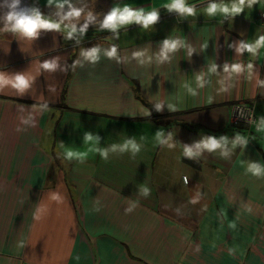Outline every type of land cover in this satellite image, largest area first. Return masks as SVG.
I'll return each instance as SVG.
<instances>
[{"label":"crops","instance_id":"obj_1","mask_svg":"<svg viewBox=\"0 0 264 264\" xmlns=\"http://www.w3.org/2000/svg\"><path fill=\"white\" fill-rule=\"evenodd\" d=\"M170 2L0 0V264H264V0ZM125 6L159 18L105 27Z\"/></svg>","mask_w":264,"mask_h":264},{"label":"clouds","instance_id":"obj_2","mask_svg":"<svg viewBox=\"0 0 264 264\" xmlns=\"http://www.w3.org/2000/svg\"><path fill=\"white\" fill-rule=\"evenodd\" d=\"M253 2V0H249V3ZM244 4V0H238V3H233L231 6L225 4H216L212 3L206 9L208 15H214L217 11L221 13H238L241 11V7ZM169 10H176L182 14L193 15L194 9L186 5L185 0H171L170 3H166L164 5ZM16 19V26L26 32L27 34H33L38 28H56L58 25L49 23L45 20H42L41 17L37 14L32 17L28 16H20V17H13L9 16V19ZM158 12L152 10L150 12H145L144 10H133L128 6L121 8H114L110 14L107 15L106 19L104 20V26L116 29L122 25H127L131 23H137L142 25L144 28H148L150 25L154 24L158 20ZM178 41H169L166 40L164 42L162 55H166L168 51L174 50L177 48ZM264 46V38H261L255 47L245 46L249 48V51H255L256 47ZM115 48L109 53V55H115ZM96 50L94 49L92 52L89 53L93 59H95ZM251 68V65H249ZM16 86L17 87H26L27 81L22 76L16 77ZM0 82H3L2 77H0ZM88 139H92L90 136ZM209 150H214L218 144L215 139H210L205 145ZM131 147L135 148L136 145L132 144ZM69 155H73V153H69Z\"/></svg>","mask_w":264,"mask_h":264},{"label":"built area","instance_id":"obj_3","mask_svg":"<svg viewBox=\"0 0 264 264\" xmlns=\"http://www.w3.org/2000/svg\"><path fill=\"white\" fill-rule=\"evenodd\" d=\"M261 18L264 20V13ZM228 125L233 130L252 129L259 132L263 128V118L256 115L254 104L235 103L230 107Z\"/></svg>","mask_w":264,"mask_h":264}]
</instances>
